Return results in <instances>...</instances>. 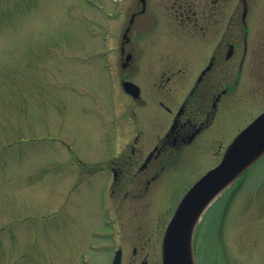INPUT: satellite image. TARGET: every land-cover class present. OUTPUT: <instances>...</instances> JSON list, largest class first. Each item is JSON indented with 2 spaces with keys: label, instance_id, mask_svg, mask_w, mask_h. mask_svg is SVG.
<instances>
[{
  "label": "rangeland",
  "instance_id": "374dc122",
  "mask_svg": "<svg viewBox=\"0 0 264 264\" xmlns=\"http://www.w3.org/2000/svg\"><path fill=\"white\" fill-rule=\"evenodd\" d=\"M99 6L112 13L114 1L0 0V264H112L121 239L123 264H139L147 252L150 264H160V246L141 248V239L152 235L137 222H162L165 213L169 220L188 190L220 162L203 149L185 154L159 207L149 208L153 218L129 219L123 234L109 224L116 217L107 211L108 171L81 182L73 163L74 153L91 165L108 160L117 145L123 96L107 61L97 56L112 53L116 67V21L106 26L115 43L93 36L85 21L89 15L91 26H105ZM242 106L250 116L231 118L230 140L264 109ZM243 182L233 202L231 188L200 221L197 264H264V156ZM152 193L139 202L117 200L116 209L141 211Z\"/></svg>",
  "mask_w": 264,
  "mask_h": 264
},
{
  "label": "flooded vegetation",
  "instance_id": "af4514ba",
  "mask_svg": "<svg viewBox=\"0 0 264 264\" xmlns=\"http://www.w3.org/2000/svg\"><path fill=\"white\" fill-rule=\"evenodd\" d=\"M113 8L103 15L116 21V82L123 96L117 145L108 160L84 164L79 180L108 171L111 224L123 234L129 219L153 218L149 208L159 207L185 154L203 149L220 159L233 140L231 118L250 116L242 105L264 107V0H119ZM102 31L99 24L94 34ZM150 191L152 203L141 211L116 209L117 200L139 202ZM174 211L166 220L163 210L162 222L136 221L152 235L141 239L142 249L162 245ZM133 256L136 262L137 246ZM150 263L147 252L139 264Z\"/></svg>",
  "mask_w": 264,
  "mask_h": 264
},
{
  "label": "water",
  "instance_id": "95a60500",
  "mask_svg": "<svg viewBox=\"0 0 264 264\" xmlns=\"http://www.w3.org/2000/svg\"><path fill=\"white\" fill-rule=\"evenodd\" d=\"M264 155V112L241 132L221 163L203 176L180 202L164 235L162 264H195L193 237L212 203ZM113 264H121L119 252Z\"/></svg>",
  "mask_w": 264,
  "mask_h": 264
},
{
  "label": "trees",
  "instance_id": "16d2710c",
  "mask_svg": "<svg viewBox=\"0 0 264 264\" xmlns=\"http://www.w3.org/2000/svg\"><path fill=\"white\" fill-rule=\"evenodd\" d=\"M240 185H241V184H240ZM235 194H236V191H233V192H232V196H231V201H232V199L234 198Z\"/></svg>",
  "mask_w": 264,
  "mask_h": 264
}]
</instances>
